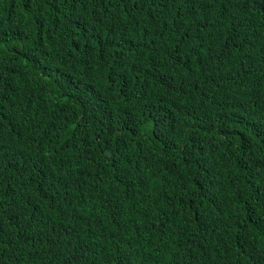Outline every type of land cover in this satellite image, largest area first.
Segmentation results:
<instances>
[{"label":"trees","instance_id":"obj_1","mask_svg":"<svg viewBox=\"0 0 264 264\" xmlns=\"http://www.w3.org/2000/svg\"><path fill=\"white\" fill-rule=\"evenodd\" d=\"M0 264H264V0H0Z\"/></svg>","mask_w":264,"mask_h":264}]
</instances>
